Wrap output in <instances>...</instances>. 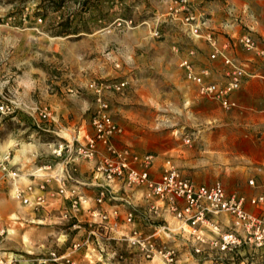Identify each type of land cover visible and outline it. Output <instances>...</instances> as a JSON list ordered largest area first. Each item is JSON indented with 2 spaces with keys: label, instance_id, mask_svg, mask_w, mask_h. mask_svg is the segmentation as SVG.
Listing matches in <instances>:
<instances>
[{
  "label": "rangeland",
  "instance_id": "374dc122",
  "mask_svg": "<svg viewBox=\"0 0 264 264\" xmlns=\"http://www.w3.org/2000/svg\"><path fill=\"white\" fill-rule=\"evenodd\" d=\"M193 1L201 10L202 4ZM206 1L245 8L254 24L259 20L255 33L264 45V30L256 32L264 26V0ZM171 2L0 0V105L14 108L10 114L0 112V161L16 141L40 137L55 143L68 137L66 126L55 129L48 122L41 123L46 132H36L28 107H42L49 99L60 112L82 106L87 122L96 107L88 83L95 80L108 86L104 98L122 129L117 145L169 157L195 181L220 180L230 192L263 189L259 128L245 125L238 109L198 97L184 79L180 46L193 44L168 14ZM121 81L124 86L113 87ZM251 178L256 189L248 185ZM14 188L0 172V228L5 229L0 264H66L53 261L51 252L67 254L76 264H164L159 257H143L124 241L88 235L87 227H75L57 210L23 205ZM87 238L88 247L72 249L74 242ZM179 247L181 264L198 263L192 249H183L182 243Z\"/></svg>",
  "mask_w": 264,
  "mask_h": 264
},
{
  "label": "built area",
  "instance_id": "2783aa9c",
  "mask_svg": "<svg viewBox=\"0 0 264 264\" xmlns=\"http://www.w3.org/2000/svg\"><path fill=\"white\" fill-rule=\"evenodd\" d=\"M168 10L190 38H203L210 50L203 64L194 59L195 47L181 57L184 79L198 97L224 109L237 107L235 93L257 76L251 66L264 61L262 43L250 29L219 39L209 15L193 0H172ZM153 36H159L157 29ZM239 49L248 56L241 59ZM106 87L95 80L88 83L96 107L85 124L67 126L68 137L55 142L52 154L63 165L53 174L54 186L45 172L32 175L34 182L24 186L14 183L20 171L0 161V172L15 186V198L35 210H57L75 227H87L88 235L124 241L143 257H159L164 264H181L179 243L192 249L197 264H264V188L230 192L220 180L195 181L169 157L117 145L122 129L104 98ZM13 111L12 105H0L1 113ZM34 113L36 126L47 130L41 123L48 122V106L36 107ZM81 162L88 165L84 177L79 176ZM248 185L257 188L252 178ZM4 233L0 228V237ZM84 244L89 246L88 238L74 242L72 249ZM50 254L53 261L76 264L67 254Z\"/></svg>",
  "mask_w": 264,
  "mask_h": 264
},
{
  "label": "crops",
  "instance_id": "0c3cea01",
  "mask_svg": "<svg viewBox=\"0 0 264 264\" xmlns=\"http://www.w3.org/2000/svg\"><path fill=\"white\" fill-rule=\"evenodd\" d=\"M197 4L200 5L210 18V26L218 30V38L225 34H241L242 32L250 29L255 36H258L255 33V27L258 23V19L253 23L251 17L249 16L246 9L232 8L231 6H221L219 4H211L212 2L206 0H196ZM194 2V1H193ZM257 30H264V26L259 25ZM259 34V33H258ZM263 34V32H262ZM262 38H264V35ZM193 46L187 45L184 47L180 46L182 49V55H187L188 51L195 47L196 55L194 59L197 61V64L207 63L208 52L210 51L206 45L203 38H191ZM263 45V44H262ZM264 46V45H263ZM240 51V52H239ZM239 57L244 59L248 56V53L244 50L239 49ZM246 55V56H245ZM261 62V61H260ZM264 63L253 64L251 69L257 73V76L251 78L239 91L234 95V100L237 104V107L232 108L233 110L238 109L241 112V119L245 125H253L256 128H259V142L264 152ZM48 106L50 111V117L48 119V124L55 129L65 128L70 125L75 124H85L86 120L82 118V106L65 108L64 112L58 111L57 103L53 102L52 99H49L48 102L41 103L40 106ZM25 107H28L25 105ZM38 106L28 107L31 109L33 119L36 121L38 119L37 115L34 113L35 108ZM62 117V118H61ZM67 129V128H66ZM40 137L33 140L32 142L19 143L16 141L14 147H9L10 149L4 151V156L2 161H7L9 166H12L14 169H18L20 172V178L16 179L14 183L18 182L19 185L24 186L29 182H34L32 175H35L40 172H45L50 176L51 185H55L53 174L62 167V158L56 157L52 154V150L55 148L56 144L53 142H44L39 140ZM24 145L25 147L23 148ZM13 163V160H15ZM264 160V155H263ZM49 166V169L44 168ZM40 169V170H39ZM47 169V170H45ZM88 165L84 162L80 163V177H84L87 171ZM23 180V181H22ZM25 181V182H24ZM183 249H186L185 247ZM241 254H246L245 251Z\"/></svg>",
  "mask_w": 264,
  "mask_h": 264
},
{
  "label": "trees",
  "instance_id": "16d2710c",
  "mask_svg": "<svg viewBox=\"0 0 264 264\" xmlns=\"http://www.w3.org/2000/svg\"><path fill=\"white\" fill-rule=\"evenodd\" d=\"M34 129H35L36 132H39V133H43L42 131L46 132V130L41 129V128L37 127V126H35Z\"/></svg>",
  "mask_w": 264,
  "mask_h": 264
}]
</instances>
